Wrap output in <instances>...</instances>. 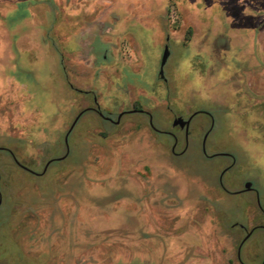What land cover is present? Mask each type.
Listing matches in <instances>:
<instances>
[{
    "label": "rangeland",
    "instance_id": "obj_1",
    "mask_svg": "<svg viewBox=\"0 0 264 264\" xmlns=\"http://www.w3.org/2000/svg\"><path fill=\"white\" fill-rule=\"evenodd\" d=\"M149 1L158 2L56 0L58 6L71 3L72 12L80 5L85 6L79 14L71 15L70 22L63 26L67 31L59 33L57 21L68 18L64 10L57 11L53 25L54 14L44 10L46 3L41 0L30 12L24 4L11 10V3H1L0 84L6 85V90L0 95V108H5L7 118L13 120L19 114V105L26 123L20 137L12 139L4 122L5 116H1L0 141L14 143L18 159L36 168L33 159L37 155L47 157L61 153L62 131L74 111L82 106V97L68 87L65 72L75 86L93 88L103 106H113L123 97L117 84L133 77L122 70L128 67L135 73L137 86L129 92L131 98H146L148 92L160 95L166 86L165 91L172 96L170 105L175 111H211L213 128L205 140L206 153L210 156L202 154L199 131L191 136L186 152L172 156L162 148L157 154L164 161L165 173L156 182V187L163 193L174 188L184 198L200 199L184 205L176 199L168 203L155 202L157 199L150 195L148 200L154 204L150 207L144 203V208L140 209L149 212V230L136 233L133 238L126 235L123 240L115 241L105 233L100 235L101 228L108 229L113 224L111 231L117 236H121L122 231H139L141 225L136 219L124 227H116L117 218L123 217L120 211L113 213L118 197L124 195L134 202L133 205H138L136 202L140 201L142 192L133 185L125 189L124 180L120 178L99 177L98 173L109 171L112 164L111 157L98 143L89 145L92 165L85 161L84 122L95 126L100 120L88 110L69 137V157L54 161L44 175L35 176L11 162L6 163L5 186L2 188L4 200L0 207V264H31L40 262L47 254L45 246L38 247L21 235L16 226L10 225L17 217L13 212L14 201L19 199L36 205L39 215L48 217L47 223H28L23 228L39 225L50 229L51 233L60 229L64 248L74 240L81 246L82 252L76 251L74 256L76 264H100V260L103 264H121V255L129 256L126 264H142L130 255L133 252L139 254L146 247L144 244L153 254L158 238L165 242L161 237L168 243L181 245L175 255L166 256L172 262L189 264L186 262L189 253L184 248L195 245L190 257L199 264H235L236 245L243 234L241 226L249 228L255 223V209L247 206L253 204L254 199L248 192L226 193L218 189V173L230 157L215 154L227 153L234 158L235 164L224 177L228 186L238 187L249 179L264 209V9L251 10L243 4V8L238 9L243 0H229L236 19L251 17L257 24L245 30L230 29L227 33L231 41H226V34L216 17H213L212 25H206L212 15L210 10L186 7L163 11L150 7ZM117 3L127 4V9L115 7ZM74 17L85 21L82 30L93 27L102 35L103 41L78 42L74 47L68 32L76 24ZM165 35L169 36L171 54L166 66L169 80L162 87L157 81V67ZM213 39L217 42L213 43ZM227 42L232 48L226 53L227 58L221 60V55L213 52L217 50L221 54ZM94 45L95 49L92 48ZM234 51L238 53V59H233ZM93 53L108 55L107 64L101 69L93 65L98 61ZM112 55L117 58L112 59ZM248 88L252 89L251 93L260 92L261 96L249 95ZM125 119L128 120L123 127L125 130L132 127L139 148H156V145L161 147V143L170 142L165 134H148L147 125L139 122L145 121L143 114L129 113ZM169 119L164 108L153 111V122L157 125L168 128ZM193 121L208 123L202 114L194 116ZM10 132L15 134L14 129ZM118 159L123 165V174L141 187L157 170L144 167L137 158L127 165L131 158L122 151H119ZM41 166H38L39 170ZM171 173L177 175L176 182L181 183L178 188L172 183L175 179ZM59 203L65 214L64 220L60 221L56 216L59 211L56 204ZM31 212L27 215L32 216ZM260 219L264 223V215H260ZM174 227H193L194 230L184 233L175 231ZM98 235L103 241L94 240ZM181 253L183 257L179 255ZM263 253L264 228H257L245 241L240 254L247 264H257ZM65 254L67 264V257H71L67 251Z\"/></svg>",
    "mask_w": 264,
    "mask_h": 264
},
{
    "label": "flooded vegetation",
    "instance_id": "obj_2",
    "mask_svg": "<svg viewBox=\"0 0 264 264\" xmlns=\"http://www.w3.org/2000/svg\"><path fill=\"white\" fill-rule=\"evenodd\" d=\"M44 3H46V11L53 12V25L55 22V17L56 14L58 15L59 9L64 10V12H67L68 18L63 21L59 22L57 21L58 25V33L60 31L66 32L67 29L63 28V26L67 25L66 23L73 17L71 15H76L79 14L80 11L85 8L84 5H80L76 8L75 11H71V3H64L62 6H58L55 4L56 0H41ZM66 1V0H65ZM242 1V0H241ZM11 3L10 9L14 10L19 4H24V6L27 8V11L30 12L31 7L37 5L39 2L38 0H0L1 3ZM152 3L149 4L151 7H156L160 10L163 11H168L171 9H184V8H194L197 10H210L211 14L210 18H208V23L206 25H212V19L213 17H216V20H218L219 26L223 27V34H226V41L229 40L231 41V37L228 35L227 31L230 29L232 31L234 30H245L247 28L255 26L257 23H255V20H253L251 17H241V19H236L233 9L231 6H229V0H158V2H148ZM248 5L251 10H262L264 9V0H243V2L240 4L238 9L243 8V5ZM115 7H119L120 9H127V4L125 5H119L118 3L114 5ZM6 10H9L7 8ZM67 16V15H66ZM75 18V17H74ZM76 24H74L73 29L69 28L68 31L70 35H72V42L74 44L78 42H93V43H101L103 40L101 38V34L94 30L93 27L85 28L84 30L81 29V27H84V20L82 19H76ZM165 21L167 19L165 18ZM100 23V22H99ZM95 24V23H94ZM93 24V26H94ZM53 30V29H52ZM54 31V30H53ZM228 35V36H227ZM220 36V34H219ZM236 35H234L235 37ZM236 38V37H235ZM234 38V41H235ZM217 39V38H216ZM238 41V39H237ZM236 41V42H237ZM245 41V40H244ZM247 41V40H246ZM245 41V42H246ZM213 43H216L217 40L212 41ZM256 42V41H255ZM254 42V43H255ZM243 44V43H242ZM227 47H224L220 54L219 51H214V55L220 56L219 57L221 60L227 58L226 53L232 46L230 47V42H227ZM167 47L168 49V56L163 64L162 67H160V61H161V55L163 53L164 48ZM92 48H96V45H94ZM74 49V48H73ZM72 49V50H73ZM71 51V50H70ZM255 52L253 51V54ZM171 54V49H170V44H169V36L165 35L164 37V42L162 45V51L161 55L159 58L158 62V67H157V77H158V82L162 87L167 84V81L169 80V77L166 76V66H167V61L170 57ZM237 52L234 51L233 59H238L239 57L237 56ZM246 55V53H243ZM253 54H249V56H253ZM94 57L96 60L93 63V65H98V69H101V67L106 63V59L108 57L107 54H101L97 55L96 53H93ZM256 54H254L255 56ZM112 59L117 58V56L112 55ZM111 58V57H110ZM230 58V57H229ZM230 60V59H229ZM233 60H231V63ZM123 71H128L130 72L131 79L125 80L124 82H121L120 84H117V88L121 90L122 92V98L119 100L116 105L110 106H103L99 100H98V95L96 91L93 88H79L75 86L70 77L67 75L68 73L65 72V78L67 79V85L68 87L79 93L81 95V102L82 106L77 108L71 118L69 119L67 126L65 129L62 131V136H61V144H62V150L60 154H57L55 156H47L44 157V155H37L34 157L33 162L36 165L35 167H32L29 164H26L22 161H20L15 154V147L14 143H7L0 141V207L3 204L4 200V193H3V187L5 186V165L7 162L13 163L17 168L22 169L32 175L35 176H41L44 175L49 166L54 162L58 160H64L69 157L71 147L69 145V137L72 136L73 131L75 130V127L77 123H79L80 119L82 118L83 114L90 110L92 111L97 118H99V122L96 123V125H91L89 122L85 121V128H84V141H85V161L89 163V165H92L90 162V154H91V148L90 144L96 142L100 145L101 149L104 150L105 154H109L110 162H111V168L109 171L105 173H98L99 177H102L103 179L108 178L109 180L111 179H122L124 180V188L125 189H130L133 186H136L139 190H141L142 194L141 197L139 198V202H136L138 205H133L134 202H131L126 196H120L117 198L116 201H114V215L116 212L121 213L123 218L118 217L117 218V224L116 227H124L127 222H131L132 219H136L140 226V229L138 232H131V231H122L121 236L114 235V232L111 231V228L114 227V224L108 227V229L101 228V233L100 235L103 236L102 233H105L109 236L112 241L118 240L125 238V236H130V238H133V235L136 233L140 232H145V230H149L148 224H147V219L149 216V212H146L144 210H140L141 208H144V203L149 204L151 207L154 202L149 201L150 195H153L157 200L155 202H164L166 201L167 203L170 202L169 200L176 199L178 202L186 205L190 202L198 201L200 198H184L182 195L178 194V191L174 188H171V192L163 193L159 188L156 187V182L161 180L164 176L165 173V168H164V161L161 160V158L158 157L157 154H159L161 151L158 149H165L170 155L172 156H178L188 150L189 147V142L191 139V136L195 135L198 131L200 132L201 138H200V147L202 154L206 157L210 156L206 153L205 149V140L209 133L211 132L213 128V117L211 115V111L207 109H195L188 111L185 109L184 111H175L172 109L170 102L172 96L168 95V91H165L164 87V92L162 91V94L160 95H154L151 92H148L149 96L143 99L139 98H131L129 96V92L131 89H135L137 86L135 84V73L132 72L131 70L128 69V67H123ZM6 90V85L0 84V95L1 93L4 94V91ZM11 90V87H10ZM16 90V89H15ZM251 88H248V94L253 95L254 97H260L261 93L256 92V93H251ZM95 91V92H94ZM16 94H19L16 92ZM1 101V99H0ZM145 101H147L145 103ZM2 104H0V107ZM159 108H164L165 111H168L169 114V126L167 127H161L157 125L155 122H153V111L159 109ZM18 115L15 116L13 120H9L6 116V111L5 108H0V117L5 116L4 122L6 124V127L9 129L8 134L12 139H17L20 137L22 134V128L25 122L23 119V116L21 115V111L19 110V105H18ZM141 113L145 117V121H139L140 123H145L148 127V134L149 132H154V133H161L169 136L170 142L169 143H161L162 146H157L154 148L153 146H147L145 148H139L137 146V141L138 137L133 133L132 127L131 130H128V128L125 130L123 127V124L125 122V116L129 113ZM202 114L204 115L208 123L205 125L201 122H196L193 121L194 116ZM131 119V118H130ZM123 127V128H122ZM14 129L15 134H10V130ZM119 151H122L124 154L131 159H128L127 165H131L130 160H133L134 158H137L139 162H142L144 167H147L150 169V167H154L155 169L157 168L154 175H152V179H146L144 187H141L140 184H137L134 182L132 179H130L128 176H125L123 174V165L121 162H119L118 155ZM107 152V153H106ZM215 155H228L230 157L229 162L225 163L217 176V187L219 190H222L223 192L226 193H241V192H248L252 194V197L254 199V203L251 205H247L250 207H253L255 209L254 211V224L248 228L247 225L241 226L243 229V234L241 235V238L236 245L235 249V264H247L243 257L240 254V249L243 247L245 241L248 240V238L251 237L253 231L257 228H264V223L261 222L260 215H264V209L260 206L259 200H258V193L255 187L252 185V182L249 181V179H246L242 182V184L238 187L231 188L228 186L227 182L224 180L225 174L233 167L235 164L234 158L227 153H217ZM108 156V158H109ZM41 166V169L39 170L38 166ZM93 168V167H92ZM127 168V167H126ZM129 168V167H128ZM95 169V168H94ZM97 172V171H96ZM63 175L60 173L59 178H61ZM173 177L175 182H172L174 187L178 188L181 183H177V175H173L171 173L170 175ZM175 176V177H174ZM246 183H249L250 186L246 187ZM171 185V186H173ZM151 204V205H150ZM59 211L57 216V220H64V212L62 210V205L61 203L56 204ZM70 202L68 204V209H70ZM30 209V212L32 216H28L27 213L28 210ZM177 209V207H175ZM13 212L17 215L16 220L11 222L10 225L16 226L15 228L20 231V234L25 236L27 239H29L33 244L39 246H45L46 247V256L44 259H42L40 262L35 261L32 262L31 264H66V254L65 252L67 251V254L71 257L68 259L67 257V264H70V260H72V264L75 263L74 256L76 254V251L82 252V249L80 248V245H77L75 243V240L73 242H70L69 246L64 248L62 244L63 240V235L62 231L60 229L55 230V233H51L50 229L42 226H33V227H28V229H24L23 227L28 224V223H33V222H45L47 223V216H41L39 215V211L36 209V205L27 203L24 200H15L14 201V209ZM115 217V216H112ZM111 217V219H112ZM120 220V221H119ZM20 226H19V225ZM78 224V223H77ZM77 226V225H76ZM102 227V226H101ZM104 229V231L102 230ZM175 231H184V233H190L194 230L193 227H174L172 228ZM113 230V229H112ZM236 234V233H235ZM100 235L95 237V241H100ZM237 236V235H236ZM165 240V242L158 238V243L157 247L154 248V253L150 254V249L147 248L148 245L144 244L143 246H146L142 251H140L139 254H135L133 252L130 256L141 262L142 264H178L175 261L172 262L169 258L167 259L166 256H172L175 255L176 252L180 248V244H174V243H168L167 239L164 237H161ZM238 239V237H237ZM103 241V240H102ZM195 245H190L187 248H184V251L188 252V256L186 258V262H190L191 264H199L197 261H194L191 259V252L192 249ZM133 250V249H132ZM157 252V253H156ZM148 253V256H147ZM180 256H184L182 253L179 254ZM100 264H103L102 260L99 262ZM189 263V264H190ZM204 264V263H200ZM257 264H264V253L260 259V261Z\"/></svg>",
    "mask_w": 264,
    "mask_h": 264
},
{
    "label": "water",
    "instance_id": "obj_3",
    "mask_svg": "<svg viewBox=\"0 0 264 264\" xmlns=\"http://www.w3.org/2000/svg\"><path fill=\"white\" fill-rule=\"evenodd\" d=\"M168 53H169L168 52V49H167V47H165L164 50H163V53L161 55L160 67L163 66V64H164V62H165V60H166V58L168 56ZM245 185H246V187H249L250 186L249 183H246Z\"/></svg>",
    "mask_w": 264,
    "mask_h": 264
},
{
    "label": "trees",
    "instance_id": "obj_4",
    "mask_svg": "<svg viewBox=\"0 0 264 264\" xmlns=\"http://www.w3.org/2000/svg\"><path fill=\"white\" fill-rule=\"evenodd\" d=\"M128 259H129V256H127V257H122V255H121V256H120V263H121V264H126Z\"/></svg>",
    "mask_w": 264,
    "mask_h": 264
}]
</instances>
